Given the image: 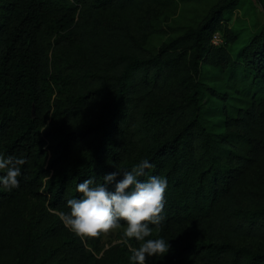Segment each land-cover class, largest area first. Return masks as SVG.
Segmentation results:
<instances>
[{
	"label": "trees",
	"instance_id": "1",
	"mask_svg": "<svg viewBox=\"0 0 264 264\" xmlns=\"http://www.w3.org/2000/svg\"><path fill=\"white\" fill-rule=\"evenodd\" d=\"M240 1L212 0L149 46L131 33L135 16L175 12L176 0H0V155L26 160L18 188L0 185V264H93L58 214L39 223L26 199L67 212L83 180H119L145 159L154 167L138 179L167 181L165 220L150 227L170 245L147 264H264L240 243L264 239V206L245 204L252 170L264 173V29L232 56L226 22ZM203 65L239 75L245 103L208 84ZM121 245L104 264H120Z\"/></svg>",
	"mask_w": 264,
	"mask_h": 264
},
{
	"label": "clouds",
	"instance_id": "2",
	"mask_svg": "<svg viewBox=\"0 0 264 264\" xmlns=\"http://www.w3.org/2000/svg\"><path fill=\"white\" fill-rule=\"evenodd\" d=\"M23 158L0 155V185L7 191L19 187ZM154 165L142 160L130 171L103 176L102 183L92 178L83 180L76 187L78 198L69 199V211L60 212L59 217L72 233L81 239L98 238L109 235L114 229L125 225L124 243L135 240L139 247L132 250L131 264H147L150 257H163L170 250L168 241L163 238H150L153 227L157 232L165 220L164 205L167 191L165 178L152 175L147 180L138 179L145 175V170ZM114 185L109 190L108 185Z\"/></svg>",
	"mask_w": 264,
	"mask_h": 264
},
{
	"label": "rangeland",
	"instance_id": "3",
	"mask_svg": "<svg viewBox=\"0 0 264 264\" xmlns=\"http://www.w3.org/2000/svg\"><path fill=\"white\" fill-rule=\"evenodd\" d=\"M177 9L175 12H159L151 13L143 10L134 18L132 25V35L149 46H157L163 41L183 32L188 26L196 24L202 16L207 12L212 0H176ZM227 26L236 34L235 41L229 43L228 47L235 56L241 46H243L254 34L259 33L264 29V4L260 0H241L237 8H235L227 22ZM152 30V31H151ZM203 79L208 83L226 90L232 96L231 103L241 105L245 103L249 96V91L246 88L245 82L234 73L222 71L215 67H207L203 65ZM247 93V94H246ZM213 99L212 95H208V100ZM211 101H209L210 103ZM208 122L211 126H215L217 117H209ZM225 130V129H222ZM236 145L241 146L236 142ZM248 188L251 190L250 196L245 200V204L249 208H257L264 206V173L258 167L252 170V176ZM25 213L27 211L35 214L41 213L38 218L39 223H44V220H50L53 217V212L59 215V212L48 207L47 203L42 200L27 198L25 203ZM24 213V214H25ZM125 225L118 229H114L111 234H101L98 238L81 239L85 252L93 253V264H104L102 254L104 250L115 244L121 245L114 253L120 264H131L130 256L132 250L139 247L137 241L129 240L124 243ZM68 229V228H67ZM69 232H71L68 229ZM192 232V231H191ZM72 233V232H71ZM69 234V233H67ZM193 234V233H192ZM65 236V235H64ZM156 233L150 238H156ZM241 244H247L255 250L264 251V239H253L251 237H241ZM84 256L79 257L78 262L82 261Z\"/></svg>",
	"mask_w": 264,
	"mask_h": 264
},
{
	"label": "built area",
	"instance_id": "4",
	"mask_svg": "<svg viewBox=\"0 0 264 264\" xmlns=\"http://www.w3.org/2000/svg\"><path fill=\"white\" fill-rule=\"evenodd\" d=\"M211 41L214 43V44H220L223 42V36L222 34L219 32V31H215L212 33V36H211Z\"/></svg>",
	"mask_w": 264,
	"mask_h": 264
}]
</instances>
